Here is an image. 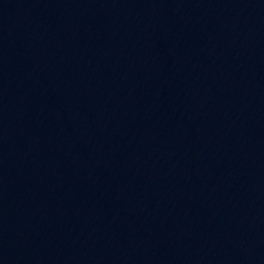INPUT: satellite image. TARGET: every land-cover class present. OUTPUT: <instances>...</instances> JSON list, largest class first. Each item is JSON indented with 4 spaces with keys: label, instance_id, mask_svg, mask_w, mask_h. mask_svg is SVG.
I'll return each instance as SVG.
<instances>
[{
    "label": "water",
    "instance_id": "95a60500",
    "mask_svg": "<svg viewBox=\"0 0 264 264\" xmlns=\"http://www.w3.org/2000/svg\"><path fill=\"white\" fill-rule=\"evenodd\" d=\"M0 264H264V0H0Z\"/></svg>",
    "mask_w": 264,
    "mask_h": 264
}]
</instances>
